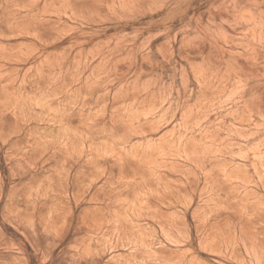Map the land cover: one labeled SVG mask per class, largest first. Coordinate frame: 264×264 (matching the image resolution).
<instances>
[{"label": "rangeland", "instance_id": "1", "mask_svg": "<svg viewBox=\"0 0 264 264\" xmlns=\"http://www.w3.org/2000/svg\"><path fill=\"white\" fill-rule=\"evenodd\" d=\"M0 264H264V0H0Z\"/></svg>", "mask_w": 264, "mask_h": 264}]
</instances>
